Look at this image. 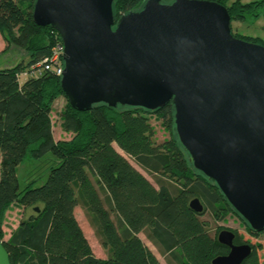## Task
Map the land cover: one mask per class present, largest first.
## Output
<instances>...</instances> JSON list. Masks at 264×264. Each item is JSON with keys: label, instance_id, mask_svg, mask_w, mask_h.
<instances>
[{"label": "trees", "instance_id": "1", "mask_svg": "<svg viewBox=\"0 0 264 264\" xmlns=\"http://www.w3.org/2000/svg\"><path fill=\"white\" fill-rule=\"evenodd\" d=\"M146 0H114L118 20L142 9ZM171 3L173 0H161ZM227 8L232 22L258 21L264 17V0H202ZM35 0H0V33L6 45L26 50L30 58L14 67L0 69V242L10 264H161L139 237L147 240L167 264H211L228 253L217 237H211L200 217L209 210L218 220L238 217L249 235L258 237L227 203L215 184L196 171L174 131L171 103L157 112L142 108L74 110L62 92L60 77L46 73L40 78L18 75L48 57L60 36L50 27H38L32 19ZM235 36V35H234ZM235 36L264 47V40ZM64 97L59 119L70 141H55L50 114L54 102ZM167 127L169 138L154 139L149 117ZM55 158L45 182L19 188L16 168L28 157ZM151 175L156 186L128 160ZM167 182V183H166ZM198 199L203 212L189 203ZM17 203L23 215L17 228L4 239L3 218ZM81 207L106 259L96 258L74 210ZM235 235L234 244L242 245ZM243 264H259L258 250Z\"/></svg>", "mask_w": 264, "mask_h": 264}, {"label": "water", "instance_id": "2", "mask_svg": "<svg viewBox=\"0 0 264 264\" xmlns=\"http://www.w3.org/2000/svg\"><path fill=\"white\" fill-rule=\"evenodd\" d=\"M114 0H35L32 19L64 47L62 92L79 112L95 105L157 112L171 103L174 131L192 167L213 182L255 233L264 231V47L235 37L226 7L146 0L116 20ZM202 213L198 199L189 203ZM217 235L243 264L248 244ZM0 264H10L0 242Z\"/></svg>", "mask_w": 264, "mask_h": 264}, {"label": "rangeland", "instance_id": "3", "mask_svg": "<svg viewBox=\"0 0 264 264\" xmlns=\"http://www.w3.org/2000/svg\"><path fill=\"white\" fill-rule=\"evenodd\" d=\"M233 0H230L232 2ZM245 3L255 0H242ZM232 33L235 36H248L253 38L264 39V17H261L258 21L251 22H232ZM240 39V38H239ZM30 58L29 53L26 50H20L10 45H6L3 34L0 33V69L14 67L23 61L26 62ZM67 100L64 97L58 98L52 107L50 114L53 137L55 141H70L73 137L72 134L63 131L61 121L59 119L60 112L65 108ZM150 124L154 129V139L156 143H161L169 138L167 127L160 119L151 115L149 117ZM1 159V157H0ZM129 162L143 174L151 183L156 186L155 181L159 179L158 176L148 174L143 169L138 167L132 159L128 158ZM55 158L52 154H48L45 157L33 160L28 157L21 165L16 168V176L20 189H23L26 185L33 183L37 186L45 182L50 167L54 164ZM167 183V182H166ZM23 215V208L13 203L6 211L3 218V231L4 239L7 240L10 234L17 228L20 219ZM74 215L79 222L81 230L86 237L91 250L96 258L106 259L108 257L107 250L101 245V242L96 235L93 227L90 224L89 216L81 207H76ZM204 222L205 228L211 237H217L219 232L228 230L236 232L242 238V244L248 245H264V232L258 237H253L248 234L245 225L242 221L233 214H228L223 220H218L211 211L207 210L203 216L200 217ZM139 237L145 243V245L151 250V252L157 257L161 264H167L164 257H162L157 249L147 240L144 234H140ZM259 264H264V251L258 250Z\"/></svg>", "mask_w": 264, "mask_h": 264}, {"label": "built area", "instance_id": "4", "mask_svg": "<svg viewBox=\"0 0 264 264\" xmlns=\"http://www.w3.org/2000/svg\"><path fill=\"white\" fill-rule=\"evenodd\" d=\"M63 54L62 41H58L54 44L49 56L21 72L18 75L19 80L22 82L27 78H40L46 73L61 77L64 71Z\"/></svg>", "mask_w": 264, "mask_h": 264}, {"label": "crops", "instance_id": "5", "mask_svg": "<svg viewBox=\"0 0 264 264\" xmlns=\"http://www.w3.org/2000/svg\"><path fill=\"white\" fill-rule=\"evenodd\" d=\"M242 1V0H241ZM243 3H245L244 1H242ZM261 39V38H260ZM262 40H264V39H262Z\"/></svg>", "mask_w": 264, "mask_h": 264}]
</instances>
